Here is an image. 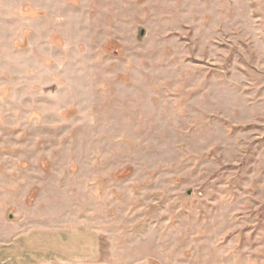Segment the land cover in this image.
<instances>
[{"label":"rangeland","instance_id":"obj_1","mask_svg":"<svg viewBox=\"0 0 264 264\" xmlns=\"http://www.w3.org/2000/svg\"><path fill=\"white\" fill-rule=\"evenodd\" d=\"M13 258L264 264V0H0Z\"/></svg>","mask_w":264,"mask_h":264},{"label":"crops","instance_id":"obj_2","mask_svg":"<svg viewBox=\"0 0 264 264\" xmlns=\"http://www.w3.org/2000/svg\"><path fill=\"white\" fill-rule=\"evenodd\" d=\"M58 236H56L54 239H56V242H51V243H49V242H46V243H44V242H41L40 244H38V245H33V246H31V247H29V248H27V250L26 251H28V253L30 252V251H33L35 254H36V257H38V256H42V257H45V258H47V257H55V258H57L58 259V257L60 256V255H62V254H60V244L58 243ZM29 246V245H28ZM63 250H68L69 249V247H66L65 245H63ZM16 248H14V250H15ZM19 249H21L20 247H19ZM93 249H95L94 247L92 248V250ZM11 250H13V249H11ZM11 250H9L10 251V253H9V256L10 257H14L15 258V255H16V253L15 252H13V251H11ZM70 251V250H69ZM94 251V250H93ZM70 254V257H71V252L69 253ZM74 254H73V252H72V256H73ZM63 257H65V256H63ZM14 258H13V260L11 261V263L13 264V261H14ZM8 259V258H7ZM11 260V259H10ZM73 261H74V259H73ZM7 262H10V261H8L7 260ZM20 262V261H19ZM25 264H27V262L25 263Z\"/></svg>","mask_w":264,"mask_h":264}]
</instances>
